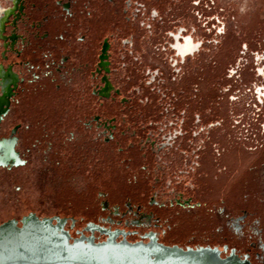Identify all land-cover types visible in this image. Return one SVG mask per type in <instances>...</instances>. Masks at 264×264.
Here are the masks:
<instances>
[{
  "label": "rangeland",
  "instance_id": "obj_1",
  "mask_svg": "<svg viewBox=\"0 0 264 264\" xmlns=\"http://www.w3.org/2000/svg\"><path fill=\"white\" fill-rule=\"evenodd\" d=\"M135 2L142 5L136 19ZM36 3L25 0L26 9L0 34V66L17 77L0 139L20 125L15 149L25 161L0 168V224L34 213L78 226L122 219L119 227L127 229L149 215L151 223L141 229L158 231L168 244H227L241 254L250 242L264 241V167L255 164L264 148L245 150L252 146L246 130H256L254 120L264 124V0H130L129 8L112 0L97 5V13L88 8L90 15L74 5L65 24L49 2L53 34L45 39ZM84 16L92 31L118 37L106 74L115 88L109 98L92 94L91 80L105 74L81 66L88 55L65 65L54 56L75 47L56 28H79ZM176 31L185 35L181 42L189 37L198 44L184 59L168 47ZM123 37H132V45H122ZM85 112L79 128L74 122ZM98 112L119 117L124 128L114 140L120 145L108 142L112 123L87 124ZM173 130L183 136L176 147ZM215 147L223 150L217 162ZM254 246L253 264H264Z\"/></svg>",
  "mask_w": 264,
  "mask_h": 264
},
{
  "label": "flooded vegetation",
  "instance_id": "obj_2",
  "mask_svg": "<svg viewBox=\"0 0 264 264\" xmlns=\"http://www.w3.org/2000/svg\"><path fill=\"white\" fill-rule=\"evenodd\" d=\"M2 1L3 2L5 1V5L3 4ZM103 1L105 2V4L112 2V0H103ZM24 2H25V0H0V34H1V36H3V34L5 33L6 24L9 23L11 19L13 20L14 16H16L18 14V12L22 13L23 9H26L23 6ZM56 3L60 7L61 11L63 13H65V15L68 16L69 18L73 17V15L75 14L72 11L74 5H76V7H78V1L77 0H58ZM83 8H84V11H81V14H83V12L86 13L87 15L91 14V11H90L91 8L89 7V5L86 4L84 7H82V9ZM88 8H90L89 11L87 10ZM95 13H97V11ZM25 14H24V16H25ZM20 18L21 17H18L17 19H15V22L16 21L18 22V20ZM37 23L42 25V30H43V24H42L43 22L40 20ZM182 36H185V35L183 33H181V31L174 32V34L170 38H168V47L176 50L178 53V56L180 58L184 59L186 56H189V53L197 50L198 44H195L189 37H185L184 42H181L180 38ZM47 37H48V32L44 31V37L43 38L45 39ZM84 38H85V36L83 34V35L77 37V40H84ZM106 38H107V36H105L104 38H102L98 42L97 51H96L95 56L90 57L88 55V58H90V59H88V62L81 64L82 67H87L88 64L92 65L91 66L92 68L90 71L91 75L96 74L97 71L98 72H104L105 75L103 77H101L100 81L97 80L99 83L97 81H95V79L91 80L92 85L94 84L93 85L94 89L92 91V94L96 95L97 97H100V99L109 98V96L113 93L112 86L110 85V83L108 81L109 76L106 77V74L110 73L109 72L110 71V64H111L110 58L112 57L113 53H111L109 51V49L107 48V42H105ZM89 52H91V51L88 49L86 51V54ZM84 56H85V54H84ZM69 58L70 57H67V56L59 57L58 58L59 64L65 65V63H67ZM232 69L234 70L235 68H232ZM262 73H263V70H262ZM16 83H17V77L15 76V74H13L12 69L10 68L9 70L6 71L3 66H0V120H2L3 117L6 116L8 113L10 98L15 97V95H13V91L17 87ZM100 84H101V86L99 87ZM13 85H15V88H12ZM241 92H242L243 97H244V94L247 93V91L245 89L241 90ZM259 93H262V91L259 90ZM246 99L248 100L247 101L248 103L252 104L251 105L252 108H254L253 104L255 102H253V95H249L248 97H246ZM260 99H262V98L260 97ZM100 105L103 106L104 102H100ZM259 107H260V105L258 104L255 108L258 109ZM121 116H123V115H121ZM91 119L93 121L87 122V124L91 127H92L93 122H96V121L102 120V119L105 120L106 123H109V124L112 123L113 128L111 131V133H112L111 136H113L114 134L115 135L113 138H111V140H108V142L109 141L110 142L116 141L114 139H116L118 132L119 131L123 132L122 129L124 128V125H121L120 119L117 115L116 116L110 115L107 117V116L102 115V113H94L91 115L90 120ZM182 120L184 121L183 118H182ZM182 125H183V122H182ZM125 126H127V125H125ZM19 128H20V125H14L13 127L10 128V131H9V133L11 135L9 137H4V138L0 139V168L1 167H6V168L7 167H16V166H20V165L25 164V161H23L21 159L19 153L15 149L16 139L14 137V134L16 133V131ZM117 145H120V144H118V142H117ZM119 149H120V151H122L121 146H119ZM104 206L106 207L107 205L104 204ZM31 214H33V213H31ZM115 214H117V213H115ZM53 217H57V216H53ZM244 218H245V216H242L241 218H238L236 220L238 222L240 220H243ZM6 221H8V220H6ZM116 221L117 220H114V219L108 217V218L103 220V223L87 222L83 226H80V227L77 226V222H75V221L74 222H67L64 226V230H67L72 238H77L81 234L89 236L91 234L89 231H87L88 223H93V225L91 227L93 229L95 228V230L93 232V237H94V240L96 242L104 241V240L108 239L109 234H113L114 236H117L116 240H118V241L126 240V241L131 242V243H135V242L146 243L149 241V238L153 239V237H154L158 243H161L165 246H175L176 245V246L181 247V248H186V247H192V248L211 247V248H215L216 247L221 251V257L228 256L230 254L231 250H234L236 256H238L241 259L247 258L248 261L250 262V264H253L250 251H252L253 248L254 249L256 248L254 245H259L257 247H259V250L264 254V241L250 242L251 247L248 248L246 252L241 253V254L237 253V250L235 247H229V245H227V244H221L220 246L209 245V244L208 245H201V244H194V245L184 244V245H181L179 243L168 244L164 240H162V236L160 235V233L158 231H155V230L143 231V229H141V227L145 226L148 223L149 224L151 223L149 215L141 216L140 218L135 219L132 224L128 225L127 229L124 227H119L122 224V221H123L122 219H120L118 221V223ZM124 222H128V220H125ZM18 226H21V223H18ZM234 226L237 228L236 230H239L238 223L236 225L234 224ZM99 230L101 232H107L108 234L100 233ZM248 236H249V238H251L250 235H248ZM252 246H254V247H252ZM255 254L258 257L261 256L260 252H258V251L255 252Z\"/></svg>",
  "mask_w": 264,
  "mask_h": 264
},
{
  "label": "water",
  "instance_id": "obj_3",
  "mask_svg": "<svg viewBox=\"0 0 264 264\" xmlns=\"http://www.w3.org/2000/svg\"><path fill=\"white\" fill-rule=\"evenodd\" d=\"M31 215L39 222L51 220L50 227L56 235L47 240L36 238L21 246L12 247L7 244V247L0 248V264H199L200 260L209 257L218 263L232 259L238 264H250L247 258L241 259L236 256L234 250H231L228 256L221 257V251L216 247L165 246L158 243L154 237L153 240L149 238L146 243L118 241L117 236L114 237L113 244L109 242V238L96 242L93 237L95 228L92 230L87 228L91 234L89 236L81 234L77 238H72L69 232L64 230L68 222L66 218L38 217L34 213L23 216L19 221L9 219L0 224V227L14 221L15 225L21 223L20 227H16L20 231L24 228V219ZM70 221L74 222L73 219ZM89 225L93 223H88V227ZM99 232L108 234L100 230Z\"/></svg>",
  "mask_w": 264,
  "mask_h": 264
},
{
  "label": "crops",
  "instance_id": "obj_4",
  "mask_svg": "<svg viewBox=\"0 0 264 264\" xmlns=\"http://www.w3.org/2000/svg\"><path fill=\"white\" fill-rule=\"evenodd\" d=\"M35 1L37 2L36 4L39 3V6L42 8L41 11L43 12V14H41L40 20L43 22V31L50 32V34H51L53 29L51 27L50 28L48 27L51 24V22L49 20L47 7L50 5L49 2H52V6H54V7L56 6L57 7L58 4L56 2L58 0H35ZM86 4L89 5V7L91 9H95L94 11H97L98 10L97 9V5H99L98 8L101 9L100 6L102 7L105 4V2L103 0H81L80 2L78 1L79 9H80V7L81 8L84 7ZM44 14H46V15H44ZM85 18L86 17L84 16V20L80 21V24L78 25V26H80L79 28H75L74 27L72 29H69V32H68V29L65 26L62 28V30H61V28H56V33H54V34H56L57 36L59 35L60 39H62L61 33L65 34V36L68 35L67 36L68 38L67 37H66V39L64 38L63 41L66 42L68 46H71V44H72V46H75V47L72 48L71 51H70V49H66V48L63 49V50L62 49L61 50L57 49V51H55L56 54L54 56H56L58 58L61 57V56H64V57L65 56H67V57H76V56H81V55H84V54L85 55H89L90 57H92V56L94 57L95 56L96 51H97L98 42L100 41L101 38L105 37V36L102 37V35L104 34V31H100L101 29H99V30L95 29V31H92L91 30L92 27H88L87 26L88 24L91 23L90 20L88 18H87L88 20H85ZM57 19L60 21L59 24H62V23L65 24L68 20L71 21V18L66 16L65 13H63V12L60 14V16ZM93 21H100L101 22L102 18H97L96 17ZM83 25L87 26L86 27L87 30H85L82 27ZM73 30H74V33H72ZM87 33H89V36L86 39L87 42H85V38L86 37L84 38V40H77V37H79V36H81L83 34L85 36V34H87ZM72 36H74V38ZM67 45L64 46V47H67ZM86 45H87V48H86ZM88 49L91 52L86 54V51ZM255 164H259V165L263 164V167H264V150L260 154V157L256 160ZM257 211H259V210H257ZM257 211H255V212H257ZM241 212H247V211L241 210Z\"/></svg>",
  "mask_w": 264,
  "mask_h": 264
},
{
  "label": "bare ground",
  "instance_id": "obj_5",
  "mask_svg": "<svg viewBox=\"0 0 264 264\" xmlns=\"http://www.w3.org/2000/svg\"><path fill=\"white\" fill-rule=\"evenodd\" d=\"M50 222L51 220L39 222L38 219L35 218V216L31 215L29 216V218L24 219L23 221L24 228L20 231L16 229V227H20V226H18V223L15 225L14 221L4 224L3 226L0 227V248L7 247V244H10V246L12 247L21 246L22 244H26L28 242L34 241L36 238H42L44 240L50 239L52 235H56L55 233L52 232L53 229L50 227ZM60 225L61 222L59 221L58 226ZM91 226L92 225H89L88 229L92 230L93 228ZM114 237L115 236L113 234H109V242L112 244L114 242ZM199 264H238V263L233 262L232 259L224 263H218L212 257H209L208 259L200 260Z\"/></svg>",
  "mask_w": 264,
  "mask_h": 264
},
{
  "label": "built area",
  "instance_id": "obj_6",
  "mask_svg": "<svg viewBox=\"0 0 264 264\" xmlns=\"http://www.w3.org/2000/svg\"><path fill=\"white\" fill-rule=\"evenodd\" d=\"M132 4L130 3V0H124V6L125 8L126 7H130ZM133 6V5H132ZM142 5L141 4H137L135 2L134 4V8H136V12L133 13V17L132 18H135L138 17V13L140 12V8ZM125 14H126V10H124ZM134 20V19H133ZM130 21V19H127L126 22ZM113 35H111L110 37H107L105 39V42H107V48L109 49V51L112 53V48H116L117 47V43H116V39H118L117 35L115 38H112ZM112 38V40L110 39ZM120 42H122L123 44L122 45H126V44H130L132 45V37H123L122 39H119ZM114 44V46H113ZM115 53V52H113ZM120 55V54H119ZM122 55V54H121ZM120 55V57H121ZM115 88L112 86V90H114ZM114 93V92H113ZM181 119V125H180V133L182 131V117H177V119ZM237 124V123H236ZM252 125L253 126H257L256 130L254 129H247L246 130V138L245 140L246 141H251L252 143V146H249V147H245V150H247L248 152H253V151H256L258 149H263L264 148V124L263 123H258V121L254 120V122H252ZM171 135V134H170ZM172 136H173V145H175L176 147V142H178V140L183 137L182 135H178L176 133V130H173V133H172ZM216 149V150H215ZM215 151L213 153V157H214V162H217L219 157L221 156V154L223 153V150L219 149V148H216L215 147ZM217 167L219 168L218 172H221V170H224V168H220V165L217 164Z\"/></svg>",
  "mask_w": 264,
  "mask_h": 264
},
{
  "label": "trees",
  "instance_id": "obj_7",
  "mask_svg": "<svg viewBox=\"0 0 264 264\" xmlns=\"http://www.w3.org/2000/svg\"><path fill=\"white\" fill-rule=\"evenodd\" d=\"M83 93H85V92H83ZM99 113V112H98ZM85 115H80L78 118H76V122H74V124L77 126V127H79V128H83L84 126L82 125V117L83 116H86V115H88V113H84ZM92 115V114H91ZM75 120V119H74ZM77 120H78V122H77ZM74 125V126H75ZM117 137V136H116ZM119 139V138H118ZM122 139V138H121ZM117 142H118V144H119V142H120V140H117ZM109 145H112V144H109ZM77 226H78V224H77ZM78 227H80V226H78Z\"/></svg>",
  "mask_w": 264,
  "mask_h": 264
}]
</instances>
